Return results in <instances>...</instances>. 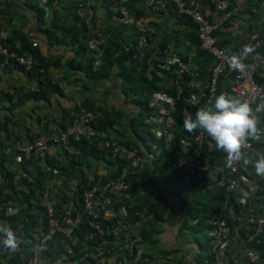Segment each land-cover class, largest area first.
I'll return each mask as SVG.
<instances>
[{
	"label": "built area",
	"instance_id": "obj_1",
	"mask_svg": "<svg viewBox=\"0 0 264 264\" xmlns=\"http://www.w3.org/2000/svg\"><path fill=\"white\" fill-rule=\"evenodd\" d=\"M71 1L75 8L67 20L73 21L77 17L79 28L82 27L81 21L87 22L91 13L107 12L104 0ZM249 2L234 0L230 8L229 2L223 0L218 2L217 8L225 11V19L229 20L234 12ZM37 4L45 17L49 16L50 0H37ZM129 5L130 0H111L113 16L98 31L90 29L91 38L86 47L94 58V69L100 65L111 34L119 28H135L134 41L123 44L122 49L133 55L140 71L146 52L154 49L150 40L158 29L159 17L173 15L192 26L197 35L198 49L207 54L211 63L206 69L196 65L195 50L187 38L183 39L180 47L167 45L155 48L152 67L162 90L149 98V113L144 123L155 140L163 141L166 147L177 140L179 154L163 158L171 173L176 172L190 183H198L200 188H218L223 192L216 210L205 221L206 264H264V177L256 174L253 165L245 167L240 162L232 167L226 166V153L217 149L206 132L198 129L189 133L183 126L186 116L195 119L197 109L214 104L221 93L246 100L254 108L264 100V37L261 25L251 29L237 53H241L245 46L255 48L254 53L243 59L247 68L241 73L230 67V52L216 35L218 26L208 18L205 0H144L145 11L154 15L150 19L137 15ZM257 5L264 15V1L257 2ZM248 10L252 14L257 13L252 5ZM6 40L0 34V74L10 64L24 73H31L37 65L33 56L22 51L19 43L9 45ZM187 48L192 53L185 54ZM33 90L38 91V88ZM6 94L14 98L19 96L12 87L0 90V107ZM178 103L182 106L178 107ZM258 115L261 119L259 127L264 128V113ZM100 116L95 110L81 109L65 130L53 135H38L26 144L14 145L13 161L20 168L12 177L17 190L26 191L24 180L30 181L32 168L26 164L23 167V161L34 157L40 164L44 158L52 157L53 151L73 155L74 150L68 146L69 139L90 140L95 135L91 125ZM180 133L183 136L177 138ZM108 135L105 139L107 134H102L103 140L97 144L100 151L110 150L113 157L127 153L112 133ZM3 144L6 149L12 147L10 140ZM4 146L0 145V156L4 154ZM256 153L264 154V142L249 141L246 156L255 161ZM132 156L131 167L122 168L115 179L104 181L108 176L105 168L93 174L87 170L84 179L68 182L47 179L39 191L45 225L42 220L38 221L36 230L39 234L35 235V244L28 256L21 253L22 264H168V258L163 259L159 250L151 253L141 242V234L150 229L153 215L147 207L136 209L133 195L144 197L149 190L137 188L132 195L133 176L144 169L145 163H152L154 157L147 152L143 157L139 156L136 150ZM18 212L19 208L12 200L0 204V219L4 218V223ZM43 226L45 231L41 232ZM13 230L20 236L21 226ZM2 239L0 236V263L13 253L4 248Z\"/></svg>",
	"mask_w": 264,
	"mask_h": 264
},
{
	"label": "trees",
	"instance_id": "obj_2",
	"mask_svg": "<svg viewBox=\"0 0 264 264\" xmlns=\"http://www.w3.org/2000/svg\"><path fill=\"white\" fill-rule=\"evenodd\" d=\"M110 1L111 0H104V8L107 11L106 16L109 18L113 16V12L110 10ZM52 3L53 0H50L51 5ZM135 6L136 1L130 0V10L134 11ZM74 8V5L71 6L67 10L65 16L57 15L55 11L52 12L50 17H48V24L52 33L50 34L49 39L54 40L58 44H78L79 50L77 55L80 60H85L83 64L80 62V66L78 67L90 82L94 84L100 83L101 81L110 79L114 73V77L122 83L123 95L126 96V98H131V103L138 109L137 115L141 117V122L138 123L136 121L135 115H133L128 121L124 120L123 110H109L101 107L93 108L89 105H83L82 109L95 110L101 114L98 121L91 125L95 135L90 140H75L70 138L68 146L74 150L73 155L60 154L59 157H46L40 164L34 160V157L28 161H23V167L26 164L32 168L29 175L30 181H27V179L24 180V184H26V191L24 192L17 190V187L12 182V177L15 175V171H9L8 168L4 167L3 162H0V174H2V180L0 181V204L12 200L19 208L18 214L8 217L5 223L10 224L12 228L21 226L19 237L23 241L20 245V250L11 253L9 259L0 264H22L20 260L21 253L23 252V256L27 257L29 251L33 248L36 239L35 235L39 234V231L36 230L38 221L42 220L43 225H45V211L39 203V191L42 189V185L47 179L56 178L63 182H68L73 179H84L86 171L90 170L93 164L102 165L103 168L108 170V176L104 181L112 178L115 179L120 175L122 168L131 167L133 161L132 152L134 150H136L137 155L142 157L144 156V152L151 154L154 157V160L152 161L154 170L147 180H145L144 170L133 176L132 195L134 193L133 191L137 188L143 190L155 189L156 191L162 192L168 181H177L180 177L176 172L171 173L169 168L163 162L164 157L168 156L173 158L179 154L177 140L173 141L168 147H166L163 141L155 140L149 127L144 123V120L149 113V98L153 93L162 90V84L156 77L155 69L152 67L155 50L150 49L146 52L142 68L139 71L138 65L133 59V55L131 53H125L122 49L124 44V40L122 39L123 28H119L111 34L108 39V45L103 50V54L100 58V65L98 68L94 69V58L92 53L86 47L87 41L91 38V30L93 31V29L88 25V22L85 21H81L82 27L79 28L77 25L79 19L77 17H74L73 21H67L68 16ZM37 17L40 22H45L44 11L38 9ZM179 21L180 23H187L183 19H180ZM188 25L190 26V29L184 39L187 38L191 40V44L195 50L196 65L200 66V68L206 69L208 64L211 63V59L207 54L198 49L196 32L190 24ZM253 26L254 28H257L258 22ZM262 28V36L264 37V24L262 25ZM56 32L59 33L60 36H58ZM20 40L21 50L29 52L37 62L36 67L31 73L35 75L38 91H31L27 97H32L37 100L47 99L49 96L48 88L51 83V81L46 79L45 76V70L48 66L47 62L41 57L40 53L33 47V45L27 43L25 36L20 38ZM14 42L15 41L9 39L6 40V44L9 45L14 44ZM180 44L176 45V47H179ZM165 46H167V44H162L159 47L163 48ZM189 53H192V51L190 48H187L185 54ZM232 54H237V52L234 51L230 53V56ZM4 97L5 99L7 98L6 101L8 100L11 102L10 108L17 105L13 103L11 96L6 94ZM181 106L182 103H178V107ZM80 110L81 109L75 114ZM142 111L144 117H142ZM74 116L75 115H73L71 121H69L66 126H62L61 130H65L66 127L72 123ZM6 130V125L0 123V145L6 141V139L3 140L1 136ZM110 133L116 137L118 145L125 148L127 153H120L116 157H113L110 150L100 151L97 148L99 141L103 140L101 137L102 134H107L105 139H108V134ZM182 136L183 134L180 133L177 138H181ZM13 154L14 152L9 154L8 157L11 158ZM0 158L1 160L5 159L3 153ZM19 170L20 168L18 166V171ZM180 178L182 179V177ZM181 184H183V182H180L179 185ZM190 186L195 190H200L198 183H190ZM184 191H186V189L177 187V191L175 192V196L181 202V211L186 208L182 196ZM216 199H214V201ZM134 200L137 202L135 203L136 209L140 210L147 207L153 215L152 220L150 221V229L141 234V242L146 244L148 249L152 251L158 246L159 236L163 233V225L173 223L175 217L170 212L169 207L165 204L166 197L164 195H160L156 201L151 202L134 194L133 201ZM194 202L197 203L199 207H193L192 212H186L184 214L185 217L182 220L183 222L180 226V231H187L197 236L199 231L206 230L205 221L216 209L212 206L208 208L207 203L204 204L198 201ZM3 220L4 218H1L0 223H4ZM194 221H196V223L192 225ZM189 222H191L190 226L188 225ZM43 228L44 229H42L41 232L45 231V226H43ZM84 232H87V229H84ZM196 236H193L192 240L198 245L199 252L195 257L194 262L198 264H206L207 257L205 256V247L202 241ZM202 254H204L203 258H201ZM174 264H177V262ZM178 264H188V262H179Z\"/></svg>",
	"mask_w": 264,
	"mask_h": 264
},
{
	"label": "crops",
	"instance_id": "obj_3",
	"mask_svg": "<svg viewBox=\"0 0 264 264\" xmlns=\"http://www.w3.org/2000/svg\"><path fill=\"white\" fill-rule=\"evenodd\" d=\"M135 1L134 11L136 13L138 11L139 14L137 13V15L146 19L154 18L153 14L149 15L145 11L144 0ZM220 1L223 0H205V11L210 21L217 24V36L224 44L223 46L230 53L234 51L238 53L245 43L248 33L254 28L253 25L258 22L262 27L264 24L263 11L257 5V2L264 0L250 1L239 11L234 12L229 20L225 19V11L217 8ZM226 1L229 2L231 8L234 0ZM73 5L71 0H53L49 16L45 17V22H40L37 17L39 9L37 0H0V34L4 35L7 40L9 39L19 44L21 42L20 38L25 36L27 43L33 45L47 62L48 66L45 70V76L46 79L51 81L48 88V98L37 100L27 97L37 86L33 73H24L20 68L10 64L7 70L0 74V90L4 91L12 87L19 93L16 98L11 97L13 103L17 104L16 106L10 108L11 102L6 101L7 98L5 99L4 97L0 107V123L7 127L6 132L1 134L2 139L12 142V147L7 149L2 144L4 146L2 148H4L5 159L1 161L9 171H15V173L18 171V165L13 161V156L10 158L6 155L8 152L10 154L14 152V145L18 143L26 144L38 135L59 133L62 126H66L73 115L79 109H82L83 105H89L93 108L123 110V118L126 121L138 112V109L131 103V98H126L123 95L122 83L114 77V73L108 80L96 84L90 82L78 67L80 62L82 64L85 62L83 59L80 60L77 55L78 44H58L54 40L49 39L52 33L48 24V17L53 11L57 15L65 16L67 10ZM249 5H252L257 10L256 14H252L248 10ZM158 19H160L158 29L150 40L151 47L154 49L162 44L174 46L180 44L190 29L187 23H180L173 15L169 18L159 17ZM108 20L109 17L106 14L96 11L89 15L87 22L94 31H98L107 24ZM57 35L60 36L59 33ZM122 35L124 44L134 41L136 37L135 28H123ZM52 155L59 157L60 153L53 151ZM90 170L92 174L101 172L103 166L93 164ZM143 170L145 180H147L154 170L152 163H145ZM182 179L179 177L177 181H168L162 192L150 189L143 198L153 202L160 195H164L166 197L165 204L175 217L170 228L167 224L168 233L165 235L166 238L158 243L157 247L161 257L163 259L168 258V264L176 262L178 264L185 261L188 264H198L194 262L199 252L198 245L191 238L180 233V226L185 213L184 210L181 211V202L175 196V192L177 187H182L186 189L182 194L183 198L194 199L195 192L199 189H193L192 192L188 191L187 186L190 185V182L185 178ZM180 182H183V184L179 185ZM202 189L200 188L201 191ZM205 189L207 192L203 195V199L207 200L209 207L212 206L216 209L217 202L223 195L222 190L218 188ZM214 199L217 201H214ZM134 203L137 202L135 201Z\"/></svg>",
	"mask_w": 264,
	"mask_h": 264
},
{
	"label": "clouds",
	"instance_id": "obj_4",
	"mask_svg": "<svg viewBox=\"0 0 264 264\" xmlns=\"http://www.w3.org/2000/svg\"><path fill=\"white\" fill-rule=\"evenodd\" d=\"M254 52L255 48L249 45L241 53L232 54L230 67L243 73L247 68L243 59ZM261 113H264V100L254 108L246 100L221 93L214 104L198 108L195 119L186 116L183 126L189 133L198 129L206 132L217 149L226 153V166L232 167L240 162L245 167L253 165L256 174L264 177V154L256 153L255 161L245 154L249 141L264 142V128L259 127L261 119L258 114ZM0 236L5 249L19 251L23 241L10 224L0 223Z\"/></svg>",
	"mask_w": 264,
	"mask_h": 264
},
{
	"label": "rangeland",
	"instance_id": "obj_5",
	"mask_svg": "<svg viewBox=\"0 0 264 264\" xmlns=\"http://www.w3.org/2000/svg\"><path fill=\"white\" fill-rule=\"evenodd\" d=\"M143 115H144V113L142 111V117H144ZM135 117H136V121L138 123H140L141 122V117L138 116L137 114L135 115ZM187 189H188V191H191V192L193 191V188L190 185L187 186ZM206 192H207L206 189H202V191L198 190V191L195 192V198L194 199H186V198H184V205H186V208L184 209V213L192 212L193 211V207H199L198 204L195 203L194 201H198V202L206 204L207 200L203 199V195H205ZM168 225H169L168 227L170 228L172 226V223H169ZM188 225L190 226L191 222H189ZM206 232H207L206 230L199 231L197 236H196V235H193L192 233H189L187 231H182V232L180 231L181 234H185L186 236H188L191 239H192L193 236L198 237L202 241V243H203V245L205 247V250H207L208 242H207V238H206L207 237ZM167 233H168L167 224H164L163 225V233H162L161 237L158 239V241L160 242L161 240L165 239L166 238L165 235ZM147 249H148V247H147ZM148 250L150 251V249H148ZM157 250H158V247H156L154 250H152L151 253H156ZM201 256H202L201 258H203L204 254H202Z\"/></svg>",
	"mask_w": 264,
	"mask_h": 264
}]
</instances>
